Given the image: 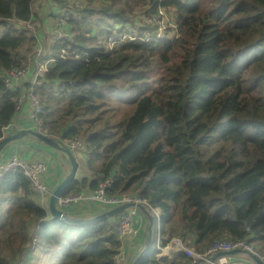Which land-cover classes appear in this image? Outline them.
Returning <instances> with one entry per match:
<instances>
[{
  "label": "trees",
  "instance_id": "1",
  "mask_svg": "<svg viewBox=\"0 0 264 264\" xmlns=\"http://www.w3.org/2000/svg\"><path fill=\"white\" fill-rule=\"evenodd\" d=\"M49 1L61 21L71 4ZM33 4L0 0V140L19 96L5 72L38 41L26 24ZM160 6L175 9L177 37L139 30L109 49L115 24ZM69 26L40 81L59 83L70 99L55 113L45 106V120L54 137L85 143L92 188L113 176L110 193L146 198L160 209V230L183 224L201 253L224 236L264 243V0H83L82 19ZM31 194L22 172L0 179V264H18L36 233L45 254L63 249L61 264H117L122 241L110 219L65 222ZM158 253L139 264L194 263L181 251Z\"/></svg>",
  "mask_w": 264,
  "mask_h": 264
},
{
  "label": "built area",
  "instance_id": "2",
  "mask_svg": "<svg viewBox=\"0 0 264 264\" xmlns=\"http://www.w3.org/2000/svg\"><path fill=\"white\" fill-rule=\"evenodd\" d=\"M71 4V8L64 9L62 13V30L68 32V21L76 20L79 21L83 17V0H67ZM166 11H172V17L168 21H164L165 24L158 27L159 23L163 19L164 13ZM151 18L157 23H153L158 32L156 36H164L166 32H171L174 36L177 37L178 24L175 19V9L173 8H164L159 7L158 12L151 15ZM33 16L27 21L26 24L30 25L32 22ZM165 29L164 34L161 35L159 31ZM160 29V30H159ZM37 37V35H35ZM62 36L60 35L56 38L59 39ZM112 36V35H111ZM109 37L110 49L114 47L116 43H121L126 39H135L137 35L131 33H124L118 37ZM70 52L63 48L61 50V56L66 57ZM85 56L88 57V53H85ZM27 61L23 62L21 65H16L10 68L5 72L4 81L8 88L19 91V96L17 97L16 103V115L20 113L23 109L24 104L29 100L32 104V113L31 117L33 119V128L39 133L50 134L47 131V124L45 120V105L41 97V81L40 77L43 76L49 69L50 65L54 63L57 59L52 56V48L48 51H45L40 46L36 45L31 52L27 54ZM77 57H79L77 55ZM15 115V117H16ZM14 121V120H13ZM20 128L16 122H11L9 126L6 127V134L14 131H18ZM5 134V135H6ZM4 135V136H5ZM51 135V134H50ZM60 139V138H59ZM62 140V139H61ZM68 147L75 153L79 149L85 150V143L78 139H67L63 140ZM47 170V164L43 161L39 162H30L25 159L20 158L16 154L10 156L7 161L0 163V179L8 173L12 172H22L30 180V189L35 197L41 198L42 200L48 199L53 191L48 188V186L41 180V176ZM115 178L109 176L108 178L101 180L98 184V187L93 190L92 195L90 196L93 202H99L108 205V207H113L121 203L135 202V203H144L146 207L154 214L155 218H159L160 212L152 207L146 198H141L138 195L128 194V193H110L109 190L114 186ZM87 195L82 191L72 193L69 195L61 194L57 198L56 207L60 210L65 211L66 208L74 206L75 204L84 200ZM140 211L139 207L136 205L131 206L124 210L123 212L117 214L111 223L113 231L117 234L118 238L122 241L123 238L130 235H138L140 233L141 226L135 225V217ZM247 231H250V228L247 227ZM39 242V235L36 233L32 239V247L28 250L23 257H21L18 264H29L28 254L36 250V246ZM158 256L165 257L171 256L172 253L181 251L186 256L192 258L193 261H197L201 258H208L212 254L218 251L225 250H244L252 253L256 257L264 261V251H262L254 242H251L248 237L237 238L231 236H224L218 240L213 241L205 253H201L191 246L188 240L183 239L180 236L171 237L166 243L163 242L161 237L158 238ZM225 257H218L216 264H226Z\"/></svg>",
  "mask_w": 264,
  "mask_h": 264
},
{
  "label": "crops",
  "instance_id": "3",
  "mask_svg": "<svg viewBox=\"0 0 264 264\" xmlns=\"http://www.w3.org/2000/svg\"><path fill=\"white\" fill-rule=\"evenodd\" d=\"M48 11L52 12V6L49 0H34V4H33V17L34 18H35V13L38 15L39 13L43 14ZM39 21H41L39 24L43 28L40 29L41 31L40 34H37V40H38L37 45L43 48L45 51H48L53 45V43H50V40H51L50 36L53 33V31L56 29L57 20L53 19L52 21H49L47 17L43 18L41 16ZM40 91H41L42 98L45 97L43 94L44 90H43L42 85L40 87ZM51 112H53V109L51 110ZM31 113H32V104L29 100H27L26 103L24 104L23 109L20 111V113L16 115V117L14 116L13 118L14 121L12 122H16V124L18 125L20 129L29 128L33 126V119L31 117ZM47 131L49 132L48 124H47ZM58 138L62 140H67V139H64L62 136H59ZM13 154H16L17 156H19L22 159H25L26 161L45 162L47 164V170L41 176V180L52 191H54L62 183V181L67 177V175L69 174L71 170L70 163L67 157L63 153L48 146L47 144L41 142L39 139L35 137H28V138L15 141L9 144L6 148H4L0 152V163H4L5 161H7V159ZM74 154L78 162V168H77L75 179H77L79 182H82L84 179H88L86 183H82L80 186V191H82L88 197H86L81 202L75 204L74 206L66 208L65 212L74 217H84V218L92 217L94 215H97L105 211L109 207L108 205L103 204V203L93 202L90 197L94 189L91 186V181H92L91 172L87 169V165H86L88 155L86 154L85 150L79 149L75 151ZM31 196L38 203L42 204L48 211H50L49 209L50 197L48 199L42 200L41 198L35 197L33 193L31 194ZM156 209L160 212L159 208H156ZM50 216L52 215L50 214ZM146 218H147V228L144 232H142L140 228V233L138 237L135 238L138 245L136 247L131 248L130 254H129L131 258L128 264L135 259L137 254H139V251L142 250V248L145 245L147 229H148V217L146 216ZM113 219H110L109 221L112 223ZM157 222L159 223V235L157 237V242H158L159 237H161V239L163 238L162 240L164 242L165 239L168 240L169 238L173 236L182 235V232H189L186 229V227L182 225L181 223H175L173 224V226L167 225L163 230H160L159 218H157ZM177 224H179L180 227H177L176 226ZM191 235L193 236V233H191ZM127 237H130V236H127ZM127 237L122 239V247L118 254V260L119 258L120 260L119 261L117 260L118 261L117 264L124 263V261H121V257L124 256V248L126 246ZM186 239L190 240L189 238H186ZM153 240H154V234H153ZM255 245H257L262 251H264V243L262 244L255 243ZM122 248H123V252H122ZM37 249H39L38 246H37ZM36 250L28 254L29 261L33 262L31 264H35V263L36 264H51L52 258H53L52 253L45 254L42 251V249H39L40 252ZM157 250L159 251L158 243H157ZM173 254L174 253H172V255ZM222 257L226 258L227 261L224 262L226 264H256L253 261L252 257L246 252H238L236 254H229V255L222 256ZM125 261L127 260L125 259ZM197 261H193L194 262L193 264H195V262ZM216 263H217V260L215 261L214 264ZM54 264H56V262ZM197 264H207V262L203 263L199 261Z\"/></svg>",
  "mask_w": 264,
  "mask_h": 264
},
{
  "label": "water",
  "instance_id": "4",
  "mask_svg": "<svg viewBox=\"0 0 264 264\" xmlns=\"http://www.w3.org/2000/svg\"><path fill=\"white\" fill-rule=\"evenodd\" d=\"M28 137H35L39 139L41 142L47 144L48 146L56 149L57 151H60L63 153L71 166V170L67 177L62 181V183L53 191V194L50 196V204L49 209L51 214L62 221L75 223V224H87V223H94L103 219H111L117 214L123 212L127 208L136 205L139 207L140 210H142L146 216L148 217V229H147V235L145 240V245L142 248V250L139 252V254L136 256V258L131 262V264H139L140 261L143 259V257L148 254L152 249V242H153V227L155 224V216L152 214V212L146 207L144 203H135V202H127V203H121L119 205L109 207L105 211L94 215L92 217H74L69 215L63 210H60L56 207V202L58 196H60L64 190H66L71 184L72 181L76 177L77 168H78V162L76 159L75 154L73 151L68 147V145L58 137H54L50 134H42L36 131L33 128H24L19 129L18 131L10 132L6 134L1 140H0V152L6 148L9 144L19 141ZM238 252H246L248 253L253 261L256 264H264V261L260 258L256 257L252 253L244 250L234 249V250H225V251H218L212 254L208 258H201L199 259L200 262L207 264H214L215 261L218 259V257H222L229 254H236ZM199 261L195 262L197 264Z\"/></svg>",
  "mask_w": 264,
  "mask_h": 264
},
{
  "label": "rangeland",
  "instance_id": "5",
  "mask_svg": "<svg viewBox=\"0 0 264 264\" xmlns=\"http://www.w3.org/2000/svg\"><path fill=\"white\" fill-rule=\"evenodd\" d=\"M87 2L88 1H86V3ZM52 14L53 13L51 11L45 12L43 14L39 13L38 15L35 13V18L33 17L31 24L30 25L27 24V26L31 30L29 33L32 35L40 34V32H41L40 29H42L43 27L39 24L41 22V21H39V19L42 16L43 18L47 17L49 19V21H52L53 19L57 20L56 29L53 31V33L50 36V38H51L50 43H54V41L56 40V37H58L60 35H65V37L71 39V34H70L71 28H70V26L68 27V32L66 30L63 31L62 25H61V23L63 21L62 20L58 21L59 18L57 16H53ZM171 17H172V11H166L164 13L163 19L158 24L157 22H155L153 20V18H151V15H146V14H143L142 12H138V13H136V15L134 17V22L130 21V22L124 23L122 25V27H121V25L115 24L113 26L114 33H112L111 34L112 36L111 35L110 36L111 37H118V35L120 36L121 34H124V33H131L133 35H135V34L138 35L140 33V32H138L139 30H145V32L147 34H150V35H152L153 33L157 34L158 29L153 23H157L159 25L158 27H160L161 25L163 26V24H165L164 21H168ZM147 27H148V30L146 29ZM94 28L96 29V27H94ZM122 28H125V30L122 31ZM164 31H165V29L163 28L159 32L161 33V35H163ZM169 35H172V34L170 33ZM105 38H104V40H105ZM108 47L110 49L109 38H108ZM62 89L63 88L61 87V85L59 83H55V82L46 84L45 86L43 85V90H44L43 94L45 97H43L42 99H43L44 105L50 107L49 110L53 109V113L55 111L59 110L60 108L62 109V107H64L65 103L67 101H69V99H70V97L65 92L62 91ZM113 218H115V216ZM113 218H111V219H113ZM135 225L136 226L140 225L142 232H144L147 228L146 214L142 210L138 211V215L135 217ZM110 226H111V224H110ZM176 226L180 227L179 224H177ZM182 233H183V237H185V238H189V239L193 238V236L188 232H182ZM153 234H154V240L152 242V249H151L152 251L157 249V243H158L157 237L159 235V223L156 222V220H155V224L153 227ZM138 235H130V237L126 238V246L124 248V256L121 257V261H124L123 264H128V262L131 258V256L129 255L131 248L136 247L138 245V243L135 239L136 237H138ZM39 249H37L36 251L40 252ZM60 252H63V249ZM60 252L52 254L53 258H52L51 264H54L55 262H56V264H61V262H60L61 253ZM122 252H123V248H122ZM125 259L127 261H125ZM119 260H120V258H119ZM30 263H33V262L30 261Z\"/></svg>",
  "mask_w": 264,
  "mask_h": 264
}]
</instances>
